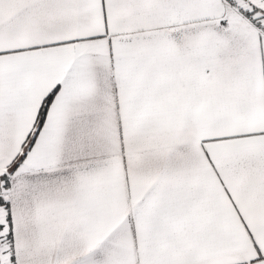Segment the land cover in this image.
Returning a JSON list of instances; mask_svg holds the SVG:
<instances>
[{
  "label": "snow or ice",
  "instance_id": "6c2138e0",
  "mask_svg": "<svg viewBox=\"0 0 264 264\" xmlns=\"http://www.w3.org/2000/svg\"><path fill=\"white\" fill-rule=\"evenodd\" d=\"M0 264H264V0H0Z\"/></svg>",
  "mask_w": 264,
  "mask_h": 264
}]
</instances>
